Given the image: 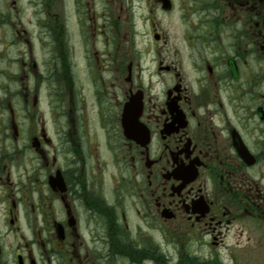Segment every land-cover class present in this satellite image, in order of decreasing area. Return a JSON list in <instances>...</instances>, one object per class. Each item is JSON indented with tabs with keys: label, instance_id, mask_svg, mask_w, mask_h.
I'll use <instances>...</instances> for the list:
<instances>
[{
	"label": "flooded vegetation",
	"instance_id": "flooded-vegetation-1",
	"mask_svg": "<svg viewBox=\"0 0 264 264\" xmlns=\"http://www.w3.org/2000/svg\"><path fill=\"white\" fill-rule=\"evenodd\" d=\"M168 2L0 0V264H264V0Z\"/></svg>",
	"mask_w": 264,
	"mask_h": 264
},
{
	"label": "rangeland",
	"instance_id": "rangeland-1",
	"mask_svg": "<svg viewBox=\"0 0 264 264\" xmlns=\"http://www.w3.org/2000/svg\"><path fill=\"white\" fill-rule=\"evenodd\" d=\"M124 6L125 5L123 4V7ZM156 19L160 22V25H161L160 27H162L163 29H166V30H181L182 29V25L180 21L178 20L177 13L171 16H163V17H159V13H156ZM169 35L172 39L173 33L170 32ZM131 42H133V46L137 48L136 51L138 52V55L140 57H143L144 52L147 51V49L145 48L147 47V45L154 46L153 38L149 37L148 34H143L140 36V34L138 33L137 36H134L131 38ZM224 242L233 243L234 241H224ZM220 248L221 247H218V252L220 254V257L226 258L225 250L223 248L221 249ZM255 253H259V251L256 250Z\"/></svg>",
	"mask_w": 264,
	"mask_h": 264
},
{
	"label": "water",
	"instance_id": "water-1",
	"mask_svg": "<svg viewBox=\"0 0 264 264\" xmlns=\"http://www.w3.org/2000/svg\"><path fill=\"white\" fill-rule=\"evenodd\" d=\"M162 2H163L162 5H163L164 8H168V7H169V5H168L169 2H168V0H162Z\"/></svg>",
	"mask_w": 264,
	"mask_h": 264
}]
</instances>
